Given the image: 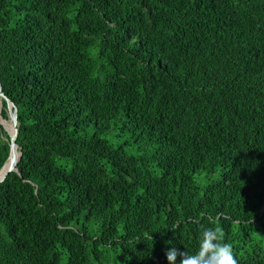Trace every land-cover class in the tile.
Listing matches in <instances>:
<instances>
[{
	"label": "trees",
	"instance_id": "16d2710c",
	"mask_svg": "<svg viewBox=\"0 0 264 264\" xmlns=\"http://www.w3.org/2000/svg\"><path fill=\"white\" fill-rule=\"evenodd\" d=\"M0 86V264H264V0H0Z\"/></svg>",
	"mask_w": 264,
	"mask_h": 264
},
{
	"label": "clouds",
	"instance_id": "9594fccd",
	"mask_svg": "<svg viewBox=\"0 0 264 264\" xmlns=\"http://www.w3.org/2000/svg\"><path fill=\"white\" fill-rule=\"evenodd\" d=\"M224 232L220 227H206L202 230L199 249L195 254L180 252L176 248L166 251L169 264H238L233 254L232 245L224 242Z\"/></svg>",
	"mask_w": 264,
	"mask_h": 264
},
{
	"label": "water",
	"instance_id": "95a60500",
	"mask_svg": "<svg viewBox=\"0 0 264 264\" xmlns=\"http://www.w3.org/2000/svg\"><path fill=\"white\" fill-rule=\"evenodd\" d=\"M0 95H2L11 105V110H12V129H7L3 123H0V125L6 130L7 134H8V141H9V153H11L12 150L14 149H17L18 150V145L16 143V136H17V133H18V128H17V114H16V107L15 105L12 103V101L10 99H8L4 94L3 92L1 91V86H0ZM6 111H7V114H8V119H9V116H10V113L8 112L7 108H5ZM0 117H2V115L0 114ZM4 119V118H3ZM6 120V119H4ZM12 131V132H11ZM20 155H21V151L18 150V158H17V161L18 159L20 158ZM16 161V162H17ZM16 162L13 163L9 168H7L5 170V172L2 174V176L0 177V182L4 180V178L7 176V174L12 171V170H16Z\"/></svg>",
	"mask_w": 264,
	"mask_h": 264
},
{
	"label": "bare ground",
	"instance_id": "6f19581e",
	"mask_svg": "<svg viewBox=\"0 0 264 264\" xmlns=\"http://www.w3.org/2000/svg\"><path fill=\"white\" fill-rule=\"evenodd\" d=\"M0 98L1 99H5L2 95H0ZM11 119H12V112H11V116H10L9 121H6V123L11 126L10 128H9V126L7 124H6L7 126H5V123H4V121L1 118H0V121H1L0 123H3L4 126L7 127V129L11 130L12 129V121H11ZM17 158H18V150L14 149V150L11 151L7 161L4 163V165L0 169V177L2 176V174L5 172V170L7 168H9L13 163H15L17 161Z\"/></svg>",
	"mask_w": 264,
	"mask_h": 264
},
{
	"label": "rangeland",
	"instance_id": "374dc122",
	"mask_svg": "<svg viewBox=\"0 0 264 264\" xmlns=\"http://www.w3.org/2000/svg\"><path fill=\"white\" fill-rule=\"evenodd\" d=\"M0 109L2 108V106H3V101H2V99L0 98ZM9 113H10V116H11V112L9 111ZM10 116H9V119H10ZM1 118V117H0ZM3 121H4V123H5V126H7L8 124L6 123V121H9V119H6V120H4L3 118H1ZM1 122V121H0ZM7 124V125H6ZM9 126V128L11 127L10 125H8ZM7 128V127H6ZM5 132H6V130H5ZM7 133V132H6ZM1 137V140H4L5 138L4 137H2V136H0Z\"/></svg>",
	"mask_w": 264,
	"mask_h": 264
}]
</instances>
